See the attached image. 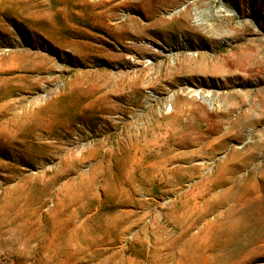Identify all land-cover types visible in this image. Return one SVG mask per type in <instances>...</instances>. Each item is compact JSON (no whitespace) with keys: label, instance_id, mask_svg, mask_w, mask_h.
I'll list each match as a JSON object with an SVG mask.
<instances>
[{"label":"rangeland","instance_id":"374dc122","mask_svg":"<svg viewBox=\"0 0 264 264\" xmlns=\"http://www.w3.org/2000/svg\"><path fill=\"white\" fill-rule=\"evenodd\" d=\"M263 185L264 0H0V264H264Z\"/></svg>","mask_w":264,"mask_h":264},{"label":"bare ground","instance_id":"6f19581e","mask_svg":"<svg viewBox=\"0 0 264 264\" xmlns=\"http://www.w3.org/2000/svg\"><path fill=\"white\" fill-rule=\"evenodd\" d=\"M199 91L197 90L196 93H198ZM227 175H230V174H227ZM225 176V175H224ZM230 176H226V177H223L222 181H225L229 178ZM228 184V183H227ZM234 188V187H233ZM235 190L232 189V188H229L227 190V192H230V195L233 196H239V200L241 202V199L244 198V196L246 194H249V192H251L250 190L249 191H245V190H241L238 188V190L236 189L235 192L233 191ZM255 192V199L260 203V204H264L263 201H261L258 197L261 196V193L263 194V197L262 199L264 200V185L261 186L260 188L258 189H255L254 190ZM225 194V193H224ZM233 202V201H232ZM235 203V202H234ZM216 208V207H215ZM220 208V207H219ZM218 208V209H219ZM235 213V212H234ZM223 218V217H222ZM221 218V220H222ZM250 218V216L247 214V211L246 210H239L238 213H235L234 216H232V218L228 221H223V225L221 226V230L222 231H245V230H250V225L248 224V219ZM225 219V218H224ZM229 219V218H228ZM232 222V223H231Z\"/></svg>","mask_w":264,"mask_h":264}]
</instances>
